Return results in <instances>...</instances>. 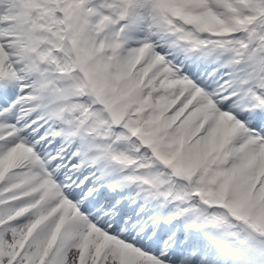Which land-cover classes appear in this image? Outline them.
Masks as SVG:
<instances>
[{
  "label": "snow or ice",
  "instance_id": "obj_1",
  "mask_svg": "<svg viewBox=\"0 0 264 264\" xmlns=\"http://www.w3.org/2000/svg\"><path fill=\"white\" fill-rule=\"evenodd\" d=\"M0 264H264V0H0Z\"/></svg>",
  "mask_w": 264,
  "mask_h": 264
}]
</instances>
